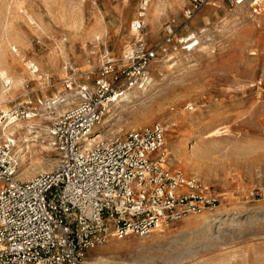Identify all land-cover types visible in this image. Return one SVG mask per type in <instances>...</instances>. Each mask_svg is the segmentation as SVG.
<instances>
[{
    "label": "rangeland",
    "instance_id": "rangeland-1",
    "mask_svg": "<svg viewBox=\"0 0 264 264\" xmlns=\"http://www.w3.org/2000/svg\"><path fill=\"white\" fill-rule=\"evenodd\" d=\"M144 1L0 0V70L23 83L6 108L20 118L33 114L36 125L30 140L34 152L26 159L27 164L35 160L36 169L27 170L20 181L59 166L53 137H46L39 127L45 123L52 130L57 119L91 95L82 88L70 104L56 109L50 102L59 96V88L70 91V86L65 88L69 80L68 85L88 83L96 91L104 54L122 66L134 43L132 23ZM179 3L178 10L168 8L160 19L156 39L149 34L152 48L162 44L166 25L172 26L175 38L168 55L149 68L152 85L135 89L148 90L145 101L123 102L103 143L130 131L162 126L164 156L174 157L180 143L187 153L188 145V155L172 162L175 172L164 169L195 181L200 190H207V197L216 193L222 213L198 222L187 216L143 239H113L88 252L84 264H264V0H245L235 8L214 0L191 20L185 13L192 4ZM147 28L148 24L145 34ZM201 30L194 50L182 51L193 39L190 33L198 35ZM102 32V39L96 40ZM11 35L20 40L8 45L6 37ZM127 35L131 38L126 45L122 38ZM26 62L39 69L40 78L31 76ZM0 114L5 122L6 115ZM183 114L192 115L194 124H185ZM4 145L8 142L1 140L0 147ZM14 148L20 172L22 160ZM185 168L197 177H186Z\"/></svg>",
    "mask_w": 264,
    "mask_h": 264
},
{
    "label": "built area",
    "instance_id": "built-area-1",
    "mask_svg": "<svg viewBox=\"0 0 264 264\" xmlns=\"http://www.w3.org/2000/svg\"><path fill=\"white\" fill-rule=\"evenodd\" d=\"M188 1L191 20L214 0ZM224 1L230 8L245 3ZM147 8L143 2L132 23L134 43L122 66L104 54L95 93L53 123L56 170L20 181L13 143L0 147V264H84L109 237L143 239L220 205L216 193L207 197L195 181L162 167L166 131L158 124L85 148L109 107L126 91L143 89L152 63L168 55L175 32L166 25L162 44L148 47ZM187 43V50L197 45Z\"/></svg>",
    "mask_w": 264,
    "mask_h": 264
},
{
    "label": "bare ground",
    "instance_id": "bare-ground-1",
    "mask_svg": "<svg viewBox=\"0 0 264 264\" xmlns=\"http://www.w3.org/2000/svg\"><path fill=\"white\" fill-rule=\"evenodd\" d=\"M144 2L148 3V11H147V14H146L147 16H146V20H145V22H147V24H148L147 33H146L148 35V39L147 38L146 39L148 40L147 41L148 45H151L152 42L150 40L149 34L151 35L152 40H155L156 38H154V35H156V33L158 31V26H159L160 19L167 13V9L168 8H170L172 12H175L176 9L178 10V7H179L180 3H179V0H145ZM242 12H244V11H242ZM129 16H130V14H129ZM148 29H149L150 33L148 32ZM203 32L204 31L201 30V32L198 35H196L194 33H190L189 37L191 39L193 38L194 41L195 40L197 41V38H198L197 36L203 34ZM103 36H104V32L99 33V34H97L95 36V39L100 41ZM130 38H131L130 35L123 36V38H122L123 44L127 45L128 43H130ZM185 38H186V36H185ZM6 40H7V44L9 45V44L12 43L13 40H20V39L17 36L14 37V36L11 35L10 37H6ZM121 45H122V43H121ZM199 45H200V43H199ZM12 47H13L14 52L15 51L18 52L17 48L14 47V45H12ZM186 49L187 48H182L181 50L184 51ZM192 50H194V49L192 48L188 52L190 53ZM188 52H187V54H188ZM174 54H176V53H174ZM174 56H176V55H174ZM25 67H26L27 70L31 71V76L33 78H40V75H37V73L39 72V69L35 68L34 64H32L31 62H26ZM151 69H152V67L150 68V71H151ZM161 70L162 69L159 70L160 73L162 72ZM46 71H47V69H46ZM86 80L90 81L91 77L88 76ZM69 81H67V87H65V88L68 89V86H70L71 87L70 91H66V90L64 91V90H62V88H59V90H60L59 96H57L54 99L55 102H53V103L50 102L49 106L58 109L61 106V104L62 105L64 103L70 104L72 102V100H74L75 98H78L80 96V94H81L80 90L82 88H84L85 90L90 91V95L91 96L95 92L94 91L95 87L91 86L88 83H86V85L80 86L77 83V81H76V83L74 84L75 86H73V84L72 85H68ZM153 81H154V78H149L147 84L151 86ZM21 83H22L21 79L14 78L13 76H11L8 73L7 70H5V69H1L0 70V112L2 111L3 114L6 115V121L2 122L1 114H0V141L1 140H6L8 143L12 142L13 145L15 146V148H16V149L14 148V150H16L17 154L20 155V158L22 160L23 170H21L20 172L18 171V175L16 176L17 179H21L22 176L25 174V172L27 170L35 167V160H33V159H31V161L29 160L30 161L29 164H27L28 161L26 162L27 157H29V155L33 154V152H34V151H31L30 140L32 138L31 135L33 134V132L35 130V127H36V125H35V123L33 121V117H35V116L33 114H28V115L26 114L27 116H24V117L20 118V115H18L19 113L18 114L9 115V111L6 108L7 104H8V100L11 99L10 97L12 95L17 93V91L19 90L18 88L21 86ZM145 89H147V88L145 87ZM143 90H144V88H143ZM146 91H143V92H142V90L139 91V92L137 90L126 91L124 93L123 97L118 102H116L113 105H111V107H109V109H108V113L105 116L103 122L94 130V135H92L93 138H91V139H89L87 141V145L85 146V148L86 149H92L93 147L103 143L104 139L107 137V135H103V134H104V132H105V130L107 128L109 129V127L113 126V120H115L117 118L116 113H117V111H119V109H121V107H122L121 104L123 102H126L128 104L129 103L132 104L136 100H137V102L145 101V99H146L145 97H147L146 93H148V90H146ZM188 109L189 110H194V108H192L191 106H189ZM193 118L194 117L192 115L183 114L181 119L184 120L185 124L190 126V125H192V123L194 124ZM194 120L196 122V118ZM39 123H41V122H39ZM39 128L41 129V131H43V133L45 134L46 137H49V138L51 137L52 138V130L45 123H44V125H41ZM116 132L118 134H121L122 133V129L120 128V129L116 130ZM183 146H184V144H182V143H180L177 146V150H176L175 154L173 155L174 157L171 158L170 156H164L163 163H162V167L163 168H165L168 171L175 172V170L172 169V162L181 159L185 155H188V145H187V150H186L187 153L184 152ZM165 147H166V145H165ZM175 164H177V163H175ZM35 169H36V167H35ZM42 170L45 171L44 173H46V171H52L53 170V166H49L46 169L43 168ZM179 172H181V171H179ZM184 174L186 175V177H189V178L190 177H192V178H194V177L196 178L197 177V174H191L188 168L187 169L185 168ZM26 179L30 180V179H32V176L28 175V176H26ZM198 180H199V178H198ZM200 181L204 184V186L207 187L206 183L203 180H200ZM221 207L222 206L218 207L213 213L205 212V213H202L200 215H196L197 217L196 216H192V217H194V219L197 220V222L198 221H206V220H208L210 218H214V216L221 215V213H222L221 212ZM165 226H168V225H163L160 229L156 230L153 234L158 235V234L163 233L164 232V228H167ZM113 239L114 238H110L109 237L107 239L106 243H109Z\"/></svg>",
    "mask_w": 264,
    "mask_h": 264
}]
</instances>
